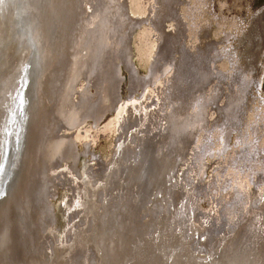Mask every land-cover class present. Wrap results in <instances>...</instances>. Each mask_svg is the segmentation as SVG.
I'll use <instances>...</instances> for the list:
<instances>
[{"label":"bare ground","instance_id":"6f19581e","mask_svg":"<svg viewBox=\"0 0 264 264\" xmlns=\"http://www.w3.org/2000/svg\"><path fill=\"white\" fill-rule=\"evenodd\" d=\"M128 1L0 0V264H162L159 256L171 264H264V243L253 251L246 237L234 235L238 226L219 237L211 222L210 241L203 242L207 256L200 261L184 232L193 223L185 213L192 214L194 196L188 187L181 194L174 176L181 164L186 182L187 172L199 169L189 179L197 182L209 138H227L229 129L241 127L254 81L249 73L220 71L216 45L187 43L180 0H132L145 16L129 15ZM168 18L173 23L167 29ZM139 25L148 74L136 78L131 37ZM122 65L129 72V96L116 109L117 152L96 185L88 179L87 224L72 232L84 244L75 253L71 236L56 238L51 226L48 198L62 174L53 168L60 159H74V138H92L83 129L72 136V129L87 118L97 122L118 100ZM80 77L86 84L74 98ZM237 130L243 141L246 134ZM225 140L218 142L221 152ZM252 140L228 155L230 167L248 153L250 164ZM248 225L240 231L252 232ZM177 235L181 240L174 243L171 236Z\"/></svg>","mask_w":264,"mask_h":264},{"label":"rangeland","instance_id":"374dc122","mask_svg":"<svg viewBox=\"0 0 264 264\" xmlns=\"http://www.w3.org/2000/svg\"><path fill=\"white\" fill-rule=\"evenodd\" d=\"M180 3V12L186 22L187 43L194 46L200 44L201 49L206 48L207 44L216 45L219 56L216 57L215 65L220 71L231 74L235 72L249 73V77L254 81L251 84L253 86L249 87V95H247L245 106L240 114L241 127H237L247 137L243 135L245 139L239 140L237 128L235 130L229 129L231 132L227 138V134L210 137L211 146L209 148L211 151L209 150L202 158L203 165L198 176L196 175V183L189 182V179L191 173L196 174L199 169L187 172V182L182 180L183 165H178L175 170V179H178L182 187L181 194L182 192L184 194V188L188 187L194 196L192 214L189 216V213H185V216L190 221L193 219L195 224L192 222L185 223L184 227L189 225L184 232L191 236L193 248L195 247L194 250L200 260L207 256V250L203 247L206 243L203 242L206 238L210 240L209 237H211L207 231L210 228L207 224L209 222H211L212 227L213 225L218 226L219 229H216L215 234L219 237H222L224 230L228 231L231 227L238 226L236 231L239 232L238 234L234 232V235L242 234L252 244L251 249L256 251L259 244L264 243V0H180ZM136 8V3L129 0L126 12L129 15L130 13L139 14ZM145 11L140 14L145 16ZM153 13H149V15ZM155 18L156 16L153 17L151 24L155 23ZM172 23V18H168L165 21L166 28H170ZM143 30V25H139L131 37L133 45L131 52L135 67L138 70L136 78L148 74L147 49L145 50L144 45L146 40L143 38ZM119 69L123 80L120 81L118 87V100L97 122L92 118H87L72 129V136L76 133L74 132L76 129H83L87 134L92 135V138L88 142L73 137L77 152L74 159H60L53 168L56 172L62 171V174L60 177H55L54 191L48 198L52 216L51 226L56 238L68 239L71 236L74 250L81 249L84 244L83 240L76 241L72 232L77 231L79 227H85L87 224L88 219L83 218L86 214L84 213L83 202L87 196L88 179L91 183L95 182L94 185H96L103 177L107 167L110 166V162H114L117 152L116 125L118 118L116 109L129 96V72L123 65ZM259 78L260 82L257 87ZM85 84V78L80 77L77 80L74 98L78 97L79 88ZM90 90L91 92L95 91L93 86L90 87ZM141 92V89H138L133 94L135 99L140 96ZM250 121L255 122L254 133L253 128L249 127ZM208 123L204 122V126L211 125L210 122ZM221 140H225L224 143L226 144V148H223L222 152L218 143ZM249 140L255 143L250 164L249 153L247 152L248 158L246 156L245 160H241L239 166L236 164V167H230L233 163L228 161V155L239 149V146L242 150L249 148H245V145L248 146ZM206 142H203L204 146ZM239 150L237 151L240 152ZM223 163L227 164L223 165ZM214 176L220 177L217 178V183L211 181ZM117 200V204H120L124 198ZM195 213L197 215L193 216ZM144 219L148 218L144 217ZM144 219L142 218V221ZM216 222L219 225H215ZM249 222H252L253 226L250 228L253 231L249 232L248 229L240 231V228L249 226ZM190 224H193V227H190ZM181 226L183 227V225ZM149 230L154 231L153 227ZM153 236L149 238L153 240ZM259 239L262 241L259 242ZM52 243L49 241V245ZM76 250L73 252L76 253ZM253 254L251 255L253 256ZM89 255L91 256L88 253L87 256ZM77 258L79 259V257Z\"/></svg>","mask_w":264,"mask_h":264},{"label":"water","instance_id":"95a60500","mask_svg":"<svg viewBox=\"0 0 264 264\" xmlns=\"http://www.w3.org/2000/svg\"><path fill=\"white\" fill-rule=\"evenodd\" d=\"M0 228H1V223H0ZM179 240H181V237L179 235L177 236H171V241H173L174 243H177V242H180ZM210 241V240H209ZM207 241V242H209ZM150 242V241H149ZM223 249L222 247H220L219 250ZM218 250V251H219ZM217 252V251H216ZM229 254V251H227V255ZM213 255V254H212ZM179 257H190L191 255L189 253H180L178 255ZM229 256V255H228ZM174 258H177L176 255L173 256ZM159 259L161 260L162 264H171L168 260H165L163 257L159 256ZM83 261V260H82ZM166 261V263H165ZM201 261V260H200ZM174 262V261H173ZM181 264H193V261H184V260H181ZM209 264H212V263H209Z\"/></svg>","mask_w":264,"mask_h":264},{"label":"flooded vegetation","instance_id":"af4514ba","mask_svg":"<svg viewBox=\"0 0 264 264\" xmlns=\"http://www.w3.org/2000/svg\"><path fill=\"white\" fill-rule=\"evenodd\" d=\"M175 2H176V0H174ZM177 3V2H176ZM178 4V3H177ZM146 78H143L142 80L144 81V82H147V85L148 86H151V81H148V80H145ZM139 89H141V88H139ZM202 147H203V145H201L200 146V148H199V152L202 150ZM205 147V146H204ZM235 150V149H234ZM234 152V151H233ZM233 152H231V154L233 153ZM190 166H189V164H188V168H189ZM123 203H124V201H123Z\"/></svg>","mask_w":264,"mask_h":264}]
</instances>
